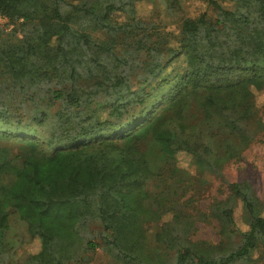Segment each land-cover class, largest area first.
Listing matches in <instances>:
<instances>
[{
    "label": "trees",
    "instance_id": "16d2710c",
    "mask_svg": "<svg viewBox=\"0 0 264 264\" xmlns=\"http://www.w3.org/2000/svg\"><path fill=\"white\" fill-rule=\"evenodd\" d=\"M137 1L0 0L9 33L22 35L10 49L36 75L0 83V240L14 215L40 241L22 264H75L97 237L129 264H159L166 249L174 264H257L264 199L248 180L212 204L216 244L192 241L175 207L194 182L179 153L198 178L217 177L264 130L255 102L264 91V0H232L231 9L203 0L214 19L184 18L175 39L136 17ZM49 113L45 140L13 119L41 125ZM170 210L152 249L146 224Z\"/></svg>",
    "mask_w": 264,
    "mask_h": 264
},
{
    "label": "rangeland",
    "instance_id": "374dc122",
    "mask_svg": "<svg viewBox=\"0 0 264 264\" xmlns=\"http://www.w3.org/2000/svg\"><path fill=\"white\" fill-rule=\"evenodd\" d=\"M74 1V0H70ZM217 6L225 9L232 8V0H215ZM136 17L147 21H153L162 31L169 33V38L175 39L179 34L181 21L186 17H194L200 12H206L214 19V9L203 0H139L135 3ZM113 18L117 21H126L128 15L122 12H115ZM0 25L4 28V33L0 37V83L1 85L10 84L12 79H28L36 77L31 72L28 65L20 62L15 51L9 45L17 44L22 37L20 32L9 33L11 26L6 25V19L0 16ZM2 28V29H3ZM8 31V32H7ZM96 38L103 36L101 32H94ZM173 42V40H172ZM174 43V42H173ZM95 84L88 83V90L93 91ZM17 98H20L18 96ZM255 102L260 111L264 109V91L255 92ZM13 103V102H12ZM15 105L18 104L13 103ZM99 106L103 105L98 103ZM51 110V109H50ZM100 115H106V109L101 107ZM51 113L46 116L44 124H37L27 115L14 117V120H21L22 124L31 128V136L39 140L47 139ZM13 135H23L22 131H13ZM66 144L60 141L58 147ZM50 148L55 147L50 145ZM178 162L193 174L190 190L180 197L176 209L183 218H187L192 227L188 236L192 241H204L209 244H216L219 241V222L211 214V207L216 201L225 200L230 192V185L242 180H248L260 199H264V130L258 133L250 146L242 154L232 159L222 170L220 176H204L198 178L191 166L190 156L186 153L178 154ZM174 212L170 210L163 214L157 222L146 224L147 244L150 248H161V244L155 240L154 234L161 224L173 219ZM233 218L236 227L245 231L246 225L242 221L241 209L239 204L233 207ZM96 229V228H94ZM96 247L84 251L80 259L75 264H129L124 260L115 257L108 251L104 243L97 237L94 239ZM264 246V245H263ZM256 250L253 257L258 258L257 264H264V248ZM40 249V241L37 237H32L26 231L25 225L14 215L10 217V227L3 240H0V264H22L24 258ZM262 249V250H261ZM165 254L159 264H174V252L170 249L164 250Z\"/></svg>",
    "mask_w": 264,
    "mask_h": 264
}]
</instances>
